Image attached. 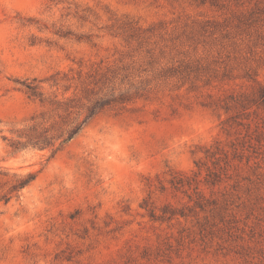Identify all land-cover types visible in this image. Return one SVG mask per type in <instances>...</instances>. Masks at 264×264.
<instances>
[{"label":"rangeland","instance_id":"obj_1","mask_svg":"<svg viewBox=\"0 0 264 264\" xmlns=\"http://www.w3.org/2000/svg\"><path fill=\"white\" fill-rule=\"evenodd\" d=\"M0 264H264V0H0Z\"/></svg>","mask_w":264,"mask_h":264},{"label":"trees","instance_id":"obj_2","mask_svg":"<svg viewBox=\"0 0 264 264\" xmlns=\"http://www.w3.org/2000/svg\"><path fill=\"white\" fill-rule=\"evenodd\" d=\"M36 80L26 82L24 87L28 97L38 100L42 106H49L48 113H43L41 120L32 126L27 127L20 135V139L11 144L15 150L26 148H35L39 150H50L52 156L68 145L83 129L89 120H91L100 111L117 101L110 98H99L88 100V104H80L75 99V94L69 98L59 97L54 92L46 95L42 89L35 84ZM58 82L50 85L57 87ZM57 89H59L57 87ZM70 88H64L68 91ZM122 100V98H119ZM29 179L22 181L18 189L22 188Z\"/></svg>","mask_w":264,"mask_h":264}]
</instances>
